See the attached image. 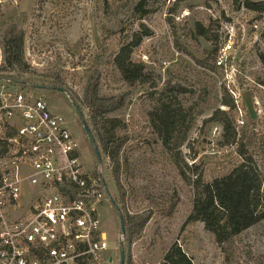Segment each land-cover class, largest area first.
<instances>
[{
    "label": "rangeland",
    "instance_id": "rangeland-1",
    "mask_svg": "<svg viewBox=\"0 0 264 264\" xmlns=\"http://www.w3.org/2000/svg\"><path fill=\"white\" fill-rule=\"evenodd\" d=\"M169 9L140 21L133 16L131 0H0V41L10 24L22 30L25 61L30 67L27 73L4 72L20 83L0 78V88L44 97L55 112L75 124L86 167L96 180H104L121 211L150 215L140 235L132 240L126 234L122 237L118 212L107 195L100 210L109 248L100 264H119L122 239L125 264H161L169 256L176 260L178 250L191 264H237L234 257L227 259L203 222L187 223L200 191L197 176L189 167L196 163L206 180L238 161L233 130L225 136L222 119L210 118L217 108L229 110L221 103L224 90L238 94L237 110L231 112L235 114L233 127L237 137L245 130L255 139L252 149L264 176V68L259 60V54L264 53V14L234 0H212L210 7L205 0H187L174 15L173 27L167 20ZM198 20L219 35L216 44L185 34ZM137 38H141L140 43L121 57L123 63L132 62L131 69L141 72L139 78L129 80L120 71L116 57L123 45H132ZM214 47L218 55L226 48L228 56L220 67L217 57L210 58L208 63L216 66L210 70L197 59L208 58V51ZM90 82L98 87L101 97L117 106L105 118L122 120L115 134L122 140L123 202L111 175L112 163L101 146V136L110 126L104 128V119L99 120V129L93 126L84 105ZM169 82L180 85L174 99L181 106L191 107V116L196 117L180 148L182 155L176 157L180 167L175 164L174 146L163 143L150 115ZM172 95L168 94L169 98ZM73 102L96 139L100 163ZM239 108L243 125L239 123ZM235 247L264 255V222L244 231Z\"/></svg>",
    "mask_w": 264,
    "mask_h": 264
},
{
    "label": "built area",
    "instance_id": "built-area-1",
    "mask_svg": "<svg viewBox=\"0 0 264 264\" xmlns=\"http://www.w3.org/2000/svg\"><path fill=\"white\" fill-rule=\"evenodd\" d=\"M225 56L226 48L217 67ZM104 199L74 125L44 97L0 88V264H100L109 248Z\"/></svg>",
    "mask_w": 264,
    "mask_h": 264
},
{
    "label": "trees",
    "instance_id": "trees-1",
    "mask_svg": "<svg viewBox=\"0 0 264 264\" xmlns=\"http://www.w3.org/2000/svg\"><path fill=\"white\" fill-rule=\"evenodd\" d=\"M185 1L187 0H174V2L173 0H131V9L133 16L137 20L143 21L158 11L163 13L171 5L169 9L170 15H167V20L170 25L175 27L174 15L180 9L182 2ZM211 1L205 0L206 5L210 7ZM234 1L243 3L245 7L258 14H264V0ZM174 34H177L176 31ZM185 34L195 38H206L213 44L217 43L219 37L218 34L211 33L210 26H206L204 21L199 20L195 22L194 28L188 30ZM134 35H137V33L135 32ZM140 40L141 38H137V41H133L132 45L131 43L123 45L121 52L116 57L120 71L129 80L139 78L138 74L141 72L131 69L132 62L123 63L121 59L122 53L127 50L131 52L130 48L139 44ZM0 45L3 56L0 78H5L10 83H15L18 81L16 80L17 78L5 75L4 72L18 71L19 73H27L29 71L30 67L25 61L24 52L25 33L18 29L15 24H10L1 35ZM208 55L209 57L206 59H197V62L205 68L208 67L210 70H214L216 66L214 64L210 65L208 62L210 58L214 59L217 57L218 48L210 49ZM259 60L264 68V53L259 54ZM0 81L3 80L0 79ZM179 91H181L180 85H172L169 82L158 104L150 113L151 122L162 133L163 143L167 146H174L173 148L177 153H174L173 157L176 159L175 164L178 167H180V163L177 161V155H182L180 148L196 124V117H192L190 113L191 107L181 106L175 100L176 95L174 94H178ZM168 94H173V97L169 98ZM221 103L227 106L229 110L217 108L210 118L211 120L222 119L221 121L225 125V136L231 134V130H233L232 138L238 161L231 167H224L219 174L206 180L199 173V167L196 163L194 167H189L197 176L195 182L200 191L194 197L192 212L187 223L203 222L205 228L213 233L215 242L225 253L227 259L234 257L237 264H264V255H256L252 249L243 247L238 249V247H235L236 240H240L244 231L255 224L264 222V176L252 149L256 141L245 130L239 132L237 137L238 133L233 127L235 114H233L234 116L231 115V112L237 110V105L227 90H224ZM84 105L88 109L93 126L99 129L98 125L101 119H104V128L108 125L110 126L108 132L101 136V146L112 163L111 175L120 193L121 202H123L126 190L120 180L122 140L117 138L115 134L116 129L121 126L122 120L119 118H105V115L112 112L117 106L107 98L101 97L98 87L93 82H90L86 88ZM201 113L202 111L199 112V114ZM181 158L183 159V157ZM123 215L126 235L130 240L142 233L150 219V215H133L127 211H124ZM167 260V262L161 264H170L172 261H176L177 264H191L180 250L177 252L176 260H173V256H169Z\"/></svg>",
    "mask_w": 264,
    "mask_h": 264
},
{
    "label": "water",
    "instance_id": "water-1",
    "mask_svg": "<svg viewBox=\"0 0 264 264\" xmlns=\"http://www.w3.org/2000/svg\"><path fill=\"white\" fill-rule=\"evenodd\" d=\"M58 89L62 90L61 88H58ZM73 103H74L76 111L78 112L79 116L81 117V120L85 124V129H86L87 134L89 136V139H90V141H91V143L93 145L94 152H95V154H96V156L98 158V161L100 163L101 162V153H100V149L98 147V144L96 142V139H95V137H94L89 125H87V123L85 122V118H84L81 110L79 109L78 105L75 102H73ZM104 186H105V190H106V193H107L108 197L110 198L111 202L113 203V206L115 207L116 211L118 212L119 219H120V224H121V236L123 237L126 234V226H125L124 215H123L119 205L117 204V202L112 198V196H111V194H110L105 182H104ZM125 259H126L125 247H124V242H123V239H122L121 242H120V260H119V264H125Z\"/></svg>",
    "mask_w": 264,
    "mask_h": 264
},
{
    "label": "flooded vegetation",
    "instance_id": "flooded-vegetation-1",
    "mask_svg": "<svg viewBox=\"0 0 264 264\" xmlns=\"http://www.w3.org/2000/svg\"><path fill=\"white\" fill-rule=\"evenodd\" d=\"M75 125V124H74Z\"/></svg>",
    "mask_w": 264,
    "mask_h": 264
}]
</instances>
